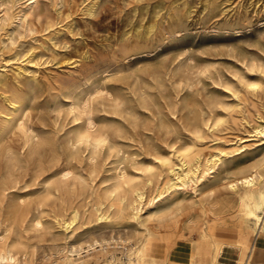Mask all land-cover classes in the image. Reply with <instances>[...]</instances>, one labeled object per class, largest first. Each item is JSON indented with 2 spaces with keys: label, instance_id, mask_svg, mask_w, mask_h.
<instances>
[{
  "label": "rangeland",
  "instance_id": "rangeland-1",
  "mask_svg": "<svg viewBox=\"0 0 264 264\" xmlns=\"http://www.w3.org/2000/svg\"><path fill=\"white\" fill-rule=\"evenodd\" d=\"M85 2L37 0L8 35L0 31V184L10 186L8 202L24 200L41 220L33 226L3 209L0 236L17 245V264H66L67 254L70 264H129L143 227L128 208L98 214L118 169L142 186L149 173L154 182L168 175L156 157L173 146H194L193 161L240 147L231 143L242 137L197 192L141 214L162 217L174 238L162 253L174 261L185 262L205 224L216 240L236 242L242 212L226 185L253 168L264 175V134L252 132L264 125V0H98L92 10ZM6 97L23 105L3 128ZM88 115L108 138L95 151L76 139ZM250 239L264 248V236ZM237 257L225 247L219 259Z\"/></svg>",
  "mask_w": 264,
  "mask_h": 264
},
{
  "label": "bare ground",
  "instance_id": "bare-ground-1",
  "mask_svg": "<svg viewBox=\"0 0 264 264\" xmlns=\"http://www.w3.org/2000/svg\"><path fill=\"white\" fill-rule=\"evenodd\" d=\"M36 1L14 0V3H10L8 0H0V31L3 32V36L8 35L7 29L16 18L22 20L27 15V8H31L32 4ZM86 1L88 2L84 3V7L88 10H92L98 4V0ZM14 8L16 9L15 11L13 10ZM248 85L256 89L259 83H248ZM5 101L8 111L1 113L3 128L11 121L12 115L16 114L23 105V100L19 98L6 97ZM210 126L211 124H209ZM84 127L85 129L78 132L76 137L79 143L90 148L92 151H95L99 146L106 145L108 142L107 135L96 128V122L92 116L88 115L86 117ZM252 132L254 136L264 134V125L254 127ZM244 141V138L239 137L231 144H240V147L230 151L217 149L203 157L197 155L193 161H191L190 154L194 146L188 148L173 146L165 156L156 157L161 166L167 168L168 175L162 180L154 182L153 173H149L142 186L136 185L127 176L124 168L118 169L117 183L106 194L105 202L101 203V206L98 208V214L101 217L104 215L107 217V212L115 206L119 210L128 208L129 216L143 227L138 243L131 248L128 258L129 264H229L219 259L225 247H235L238 249V257L235 264H259L261 255L264 253V248L257 247L250 238L264 236V175L260 169L253 168L249 173L228 182L226 185V188L230 189L237 196L240 212H242L241 222L243 227L250 232V237L245 235L246 229L240 227L238 228L239 238L236 242L222 243L215 239L212 227L206 224L202 225L199 227L196 236L189 241L190 246L185 262H178L171 260L168 252L162 253L164 250L173 248L168 244L174 239L172 233L168 232L165 234L166 229L162 224V217L158 216L152 222L148 219H143L141 215L144 210L148 211L149 216L156 213L158 206L172 196V194L189 190L188 188L192 189L193 192H197L201 185L206 184L207 181H210L218 173L220 166L226 158L232 157L235 151L243 147L241 143ZM69 173L70 170H65L63 175L67 176ZM9 187L0 184V229L4 230L2 227H5V220L9 217L4 214V208L8 209L12 217L20 219L22 222H27L33 226L40 225V218L29 214L30 208L25 207L24 200L8 202L9 194L7 193V189ZM147 187H151L154 192L147 193ZM37 203L38 205L40 204V202ZM198 207L206 215L207 210L200 199L198 200ZM69 213V218L66 220L68 227L77 218V211L74 208ZM250 222H253L254 226H251ZM197 243L207 245V250L203 252L198 249ZM16 246L15 243L9 242L3 236H0V264H17L19 262V256L14 252ZM71 251L74 252L75 250L72 249ZM64 260L66 264L74 262L73 254H67Z\"/></svg>",
  "mask_w": 264,
  "mask_h": 264
},
{
  "label": "crops",
  "instance_id": "crops-1",
  "mask_svg": "<svg viewBox=\"0 0 264 264\" xmlns=\"http://www.w3.org/2000/svg\"><path fill=\"white\" fill-rule=\"evenodd\" d=\"M232 239H233L232 237H224L222 240H219V241L222 243H234ZM197 247L203 252H205L208 248L207 245H204L203 243H197Z\"/></svg>",
  "mask_w": 264,
  "mask_h": 264
}]
</instances>
